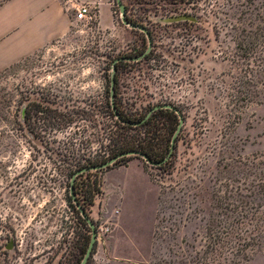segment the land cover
<instances>
[{
    "label": "rangeland",
    "instance_id": "1",
    "mask_svg": "<svg viewBox=\"0 0 264 264\" xmlns=\"http://www.w3.org/2000/svg\"><path fill=\"white\" fill-rule=\"evenodd\" d=\"M122 2L153 39L139 92L134 79L120 92L127 118L170 105L184 125L163 168L134 157L80 178L100 190L87 210L98 229L89 264H264V0ZM80 3L67 39L0 73V264L84 258L71 181L96 166L89 159H113L119 130L103 57L110 42L144 41L145 52L148 40L122 23L116 0L97 2L110 9L109 27H78ZM139 127L128 133L140 137ZM133 161L158 193L154 217L139 218V239L121 232L105 188L109 169Z\"/></svg>",
    "mask_w": 264,
    "mask_h": 264
},
{
    "label": "crops",
    "instance_id": "2",
    "mask_svg": "<svg viewBox=\"0 0 264 264\" xmlns=\"http://www.w3.org/2000/svg\"><path fill=\"white\" fill-rule=\"evenodd\" d=\"M75 1L97 3L99 0H4L0 3V73L35 56L54 41L67 39L73 25L70 8ZM100 9L103 25L109 27L110 9L102 4ZM109 170L105 188L113 204L119 207L118 226L126 237L139 239V218L148 222L154 217L157 190L137 161Z\"/></svg>",
    "mask_w": 264,
    "mask_h": 264
},
{
    "label": "trees",
    "instance_id": "3",
    "mask_svg": "<svg viewBox=\"0 0 264 264\" xmlns=\"http://www.w3.org/2000/svg\"><path fill=\"white\" fill-rule=\"evenodd\" d=\"M147 115H145V117L142 120H144ZM123 119L128 122H133V123L136 122L127 117ZM115 123L116 125H118L119 130L112 139L113 147L111 146V154H110L112 158H115L126 152L140 151L148 155V157L153 162H163L170 153L172 139L178 129L180 118L179 115L173 110H169V109L157 110L139 127L142 129L145 128L143 135H141L140 137H139V133L138 134L128 133V130H134L137 128L129 125H124L118 121ZM176 140L177 141L180 140V135L177 137ZM177 141L175 144V153H172L171 158H173L176 155V150L178 148ZM132 158L134 157L122 158L118 160L113 166L117 167L122 163L130 161ZM88 162H90V164L92 165L95 164L100 165L98 164L99 161H97L96 159L95 160L89 159ZM101 162H102L101 164L106 163L105 161L104 162L101 161ZM170 162H172L171 159L166 163H163V165L157 167V169L163 168ZM83 176L78 177L79 180L78 178L76 179L74 187H75V194L77 200L79 201L80 205L84 207L87 211L88 209H90L91 206L94 205L96 193L97 192L100 193V190L98 188V181H95L93 185H90V181H87L86 183L82 181L80 182V178ZM70 204L74 209V211L76 212L80 224L85 229V233H82L80 235V247H79L81 252V257H83L90 242L91 229L86 223V221L81 217L80 212L76 209L75 205L73 204L72 198H70ZM243 217L246 219L249 217V215ZM247 238L248 236L243 239L244 242H241L240 246L246 244Z\"/></svg>",
    "mask_w": 264,
    "mask_h": 264
},
{
    "label": "flooded vegetation",
    "instance_id": "4",
    "mask_svg": "<svg viewBox=\"0 0 264 264\" xmlns=\"http://www.w3.org/2000/svg\"><path fill=\"white\" fill-rule=\"evenodd\" d=\"M143 42L144 41H141V45H139V41H119L118 43L110 42L108 52L103 57L106 67L104 76L108 79L107 108L109 116L113 115L115 118V122L120 121L115 115L113 104L115 105L117 112L121 118H126V114L128 113L126 103L124 101H121L120 92L128 90L130 86L129 82H132V79L135 80V85L139 92V61H142L143 58H148L153 49V46H151L150 51L147 53L149 49L148 40V48L144 52L142 50L144 44ZM141 50L142 53L139 55V52H141ZM139 58L142 59L139 60ZM113 89L115 95L114 100L112 99ZM83 175L84 174L80 176Z\"/></svg>",
    "mask_w": 264,
    "mask_h": 264
},
{
    "label": "water",
    "instance_id": "5",
    "mask_svg": "<svg viewBox=\"0 0 264 264\" xmlns=\"http://www.w3.org/2000/svg\"><path fill=\"white\" fill-rule=\"evenodd\" d=\"M116 1H117V5L119 7L120 13H121L122 23L124 25L130 27L131 29H135V30H139V31L143 32L147 36V38L149 40V49L147 51V53H148L150 51V49H151V46H152V37H151L150 32L145 27H143L141 25H136L134 23H131L127 19L126 7L123 4L122 0H116ZM180 19H182V18L181 17H176V18L171 19V21H177V20H180ZM114 98H115V95H114V89H113L112 90V99L114 100ZM113 109H114L116 117L124 125H129V126H132V127H139L140 125H142L145 122V120L142 121V122H138V123L128 122V121H126V120H124L123 118L120 117V115L118 114L117 109H116L114 104H113ZM160 109L173 110L179 115V118H180V123H179L178 129H177V131H176V133H175V135H174V137L172 139L170 153H169L168 157L163 162H153L148 157V155H146V154H144V153H142L140 151H130V152L123 153V154L111 159L110 161H108V162H106L104 164L85 167V168L77 171V173H75V175L73 176L72 181H71V187H70V197L72 198L73 204L75 205L76 209L80 212L81 217L86 221V223L88 224V226L91 229L90 242H89L86 254H85L83 260L80 262V264H87L88 261L90 260V257L92 256V254L94 252V249H95V246H96L97 241H98V231H97V226L94 223L93 219L90 217V215L88 214L86 209L84 207H82L80 205L79 201L77 200V197H76V194H75V187H74L76 179L82 174L106 170V169L112 167L118 160H120L122 158H126V157H139V158L145 160L149 165H151L153 167H159L163 163H165L168 160V158H170V156L172 155V153L175 150L176 139L179 136L180 131H181L183 125H184V118H183L182 113L178 109H176L175 107L170 106V105H164V106H157V107L153 108L146 119H148L155 111L160 110Z\"/></svg>",
    "mask_w": 264,
    "mask_h": 264
},
{
    "label": "built area",
    "instance_id": "6",
    "mask_svg": "<svg viewBox=\"0 0 264 264\" xmlns=\"http://www.w3.org/2000/svg\"><path fill=\"white\" fill-rule=\"evenodd\" d=\"M74 11H75L74 21L78 27H82L84 29H90V30L95 29L97 32L100 31V29L103 26V21H102V13H101L99 3L82 2L75 7ZM129 18L131 19V17ZM133 20H135V18L130 21H133ZM77 33H79V31H77ZM142 58H139V60H141ZM146 118L144 119L145 121L147 120ZM135 123H138V122H135Z\"/></svg>",
    "mask_w": 264,
    "mask_h": 264
}]
</instances>
